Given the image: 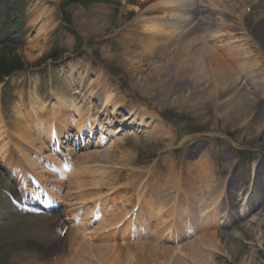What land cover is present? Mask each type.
<instances>
[{"label": "rangeland", "instance_id": "1", "mask_svg": "<svg viewBox=\"0 0 264 264\" xmlns=\"http://www.w3.org/2000/svg\"><path fill=\"white\" fill-rule=\"evenodd\" d=\"M187 1L177 8L172 0H0V60L24 65L10 77L0 75V264H23L31 254H38L41 262L58 264L78 242L87 244L85 255L92 254L93 247L118 245L109 250L117 249L122 264H145L147 254L157 264H166L160 255L166 250L161 249L172 251L169 256L177 259L182 256L180 245L200 239L206 240V253L216 264H264V198L255 200L251 180L254 161L264 162V81L247 80L248 87L243 85L249 64L264 77V0ZM212 4L209 15L196 13ZM190 8L199 25L177 41L175 21ZM243 8L246 11L238 18ZM138 17L142 19L136 21ZM158 21L163 25L159 33L146 26ZM237 37H246L245 47L253 51L246 60ZM200 54L208 64L206 74L192 67L196 59L203 62ZM219 61L225 62L229 87L212 76ZM197 77L200 83H208L210 96L205 102L197 96ZM81 79L88 82L84 100L90 96L91 105H97L88 109L89 104L81 102L85 114L81 122L102 113L103 98L112 91L111 102L124 104L118 116L112 117L109 108L105 112L118 134L103 143L98 135L88 146L70 152L72 169L61 179L54 180L56 171L42 177L38 173L57 201L51 213L70 225L66 238L55 224L52 236L44 239L39 234L45 226L41 219L8 214L12 208L6 190L17 198L21 192L16 172L2 161L1 151L7 147L14 163L18 151L32 148L34 144L23 142L13 124L17 120L23 121L22 126L26 120L33 124L32 110L40 106L47 126L53 90L73 91L68 83L81 86ZM92 91L97 102L91 100ZM81 96L76 97L81 100ZM226 100L229 107L223 108ZM237 100L241 111L234 120ZM142 104L151 111L143 118L144 125L137 123L142 120L123 119L131 107L137 112ZM2 125L9 129L7 138ZM46 135L34 137L49 144ZM46 152L54 157L47 148L41 153ZM229 181L236 185L235 196L240 187L252 196L234 200L227 189ZM98 198L102 200L97 203ZM251 199L257 206L246 215ZM83 201L89 212L97 203V223L88 226V213L79 210ZM192 203L201 215L217 204V208L226 205L221 212L232 211L237 219L220 225L212 217L201 220L199 227L185 228L178 221L188 220ZM217 208L203 218L215 216ZM77 213L75 221L72 217ZM124 218L126 225L104 231V222L114 227ZM211 246L219 250L213 252Z\"/></svg>", "mask_w": 264, "mask_h": 264}, {"label": "bare ground", "instance_id": "2", "mask_svg": "<svg viewBox=\"0 0 264 264\" xmlns=\"http://www.w3.org/2000/svg\"><path fill=\"white\" fill-rule=\"evenodd\" d=\"M172 1H173L172 3H177L175 6L177 8L179 5H184L185 2H188L187 0H178V1L172 0ZM219 5H220V3H219ZM213 6L214 5L212 4L211 7L206 6V8H204V9H201V10L198 9L196 11V13L202 12V13H207V15H209L208 14L209 8L213 10L214 9ZM191 10H192V12L195 11L193 8L192 9L190 8V9H188V14H186V16L185 15H179L177 20L175 21L176 25H177L176 28L178 30V35L173 36V37H175V40H178V38H180V36H182L181 34L185 32V29L188 27V25H190L191 22H193L195 25H197L198 22H197L196 14L191 13ZM245 11H246V8H243V10H241V13H239L238 18H242ZM175 16L176 15H173L169 19H173V18H175ZM161 18H164V17H161ZM140 19H142V17H138L136 21H140ZM167 21H169V20H167ZM146 26H149L152 29H155L157 31V33H159L158 31L163 27V25L160 24L159 21L154 22V23H150ZM195 29L196 28H192L191 30H188L184 34V36L182 37L181 41L186 39V37L190 36L191 32H193ZM235 40L240 42V46H241V50H242L241 53L244 56V60H246V57H248L250 55L249 53L250 52L253 53L252 50H249V49H247V47H245L246 37L245 38L244 37H242V38L237 37ZM203 47H204V49H206L205 46H203ZM210 51H212V50H210ZM201 54L199 55L200 59L204 57L205 53L202 55L203 57L201 56ZM200 59H199V61H200ZM205 60H206L205 57L203 59V62H201V61L197 62L198 59L194 60V61H196V63H193L192 67L193 68L195 67V69L200 67L201 68L200 72H203V70H204V73L206 74L208 64L206 65ZM249 61L250 60L248 59L246 62L249 63ZM224 63H225L224 61H219V63L215 62V64H214L215 68L213 70L212 76H214L216 78V81L219 80V81H221L222 84L224 83L223 87H226V86L229 87L227 84H229L228 82L230 81V79H229V77L226 78V76H224L227 73L226 67H225V65H223ZM249 65H250V70L246 72V78H245L246 80H244L243 85H245L247 80H249L251 83H255L257 81V79L264 81L263 76H262L263 78H261L257 74L258 72L255 73V71H254L255 65H251V64H249ZM189 66L190 65H187L188 68H189ZM163 69H165V68H163ZM196 80L198 81V83L195 84V88H196V91L198 93L197 96H201V98H203V99L205 98L204 99V102H205L207 100L208 96H210L208 83H204V84L200 83L198 80V77L196 78ZM261 81H259V82H261ZM81 82H83L82 84H80L81 86H79L78 83L77 84H74L71 82L68 83V85L71 86V89L74 87L73 91L71 90V91H66L65 93H63L58 88H55L53 90L52 94L54 95V98H53L54 103H53V110H52V119H51L50 123L48 124V126H46V125L44 126L42 123L43 120L41 119L40 114L42 113L43 109L37 108L40 106H34L35 108H33V110H32L33 116H35V124L34 125H32L27 120L24 121L25 125H23V126H22V124H23L22 120L21 121L17 120V122L13 124V128H15L17 130V132H19V137L24 138L22 140L23 142L28 141V142L34 144L32 148H28V149L21 148V149H23V151H18L17 164L20 166L19 168L21 171V174L19 176L24 177V182H28L29 179H31V181H33L35 186L38 185L39 187L44 188V189H42V191L41 190L39 191L38 188H37V190H34V189L32 190V188H31L30 190L32 192H35L36 196L41 195L40 192L45 193L44 190H46L47 188L44 185L42 186L41 181H39L38 177L35 176V174H33V171L34 170H35V172L38 171L37 173H40L41 177L44 174L46 176L47 173H49V169H47V168H49V166H48L47 162L45 163V160H43L44 161L43 162L40 158L52 159V157H50V155L47 154V152L44 154L41 153L42 150H45L46 145H45V143L44 144L41 143L39 141L38 137H34V136L35 135H42V133H43V136H44V134H47L46 136L48 138H53L52 141L59 142L61 138H63V140L66 138L64 136H68V137L70 135L72 136V133H70L71 128H77V132H79L80 134L84 133V130H86L87 128H89L90 132H92L96 128L93 122H95L97 124V119H95L92 123H88L86 125L83 123L84 121L81 122L82 119L85 117V114L83 112V105L81 104V102L82 101L87 102L89 104V105H87L88 109L91 107H94L89 102L90 96H87V100L86 99L84 100L86 94H85V92L83 93V91L86 89V85L88 84V82H84L82 79H81ZM89 93H90V91H89ZM91 93H93L92 95H94L95 92L92 91ZM112 93L113 92L110 91V93H106L104 96V100L102 102L104 106H102V109H103V107H105L104 108L105 111L108 110V107H110V106L112 107V104H111L112 100H110ZM240 93H242V92H240ZM76 95H82L84 98L79 100V99L75 98ZM35 96H37V95H35ZM228 101L229 100L225 101L223 108L229 107ZM239 101L240 100H237V103L235 104V107H234L235 109H234L233 114H232V116L235 117V118H233L234 120H238L239 118H237V116L238 117L240 116L239 112L241 111V108L238 107V104L240 106ZM115 102H116V104L111 111L112 116H115V115L118 116L119 115V109L124 107V104L121 102V100H119V101L117 100ZM133 109H134V107H131L130 111H129L130 113L128 115H125L123 117V119L125 121L130 120L132 118H133V120H140V121L142 120L141 122H137V123L139 125H141V124L144 125L145 122L143 121V118H145V115L151 113L148 106L142 104V106H140L139 110H137V112H139L138 113L139 115H137L136 109H134V110ZM23 114L24 113L20 112V115H23ZM225 115L230 116V114L227 112L225 113ZM56 122H58V124H60V125L57 126ZM113 122L114 121L111 118H109V120L107 122L98 119V124H100V126H101L100 135L102 137H104V132H106L107 135L117 136L118 131H114ZM44 124H45V122H44ZM2 129H4L3 137L9 136V134H8L9 129L7 128V126L2 125ZM65 133H67V135ZM43 136H41V137H43ZM106 139H107V136H106ZM103 140H105V138ZM26 145H27V143H26ZM22 146H25V143L22 144ZM4 148L5 149H3V151H1L2 156H3L2 160L5 161L8 164V166H11V161H10L11 158L8 156L7 149H6L7 147H4ZM30 150L32 151L33 154L30 153ZM63 155L66 158L65 160L61 159L60 157H57V158L54 157V159L52 160V163H53L52 165L59 169V175H62L64 172H66V170L68 168L71 169V165L67 164L68 160H70L67 157L68 155L65 153ZM228 156H229V154L226 155L227 158H228ZM205 165H206L205 170L207 171L206 167H207L208 163H206ZM53 166H52V168H53ZM255 168H256L257 172H256V177H255L254 183H253V192L255 194H257L256 193L257 190L260 189V193L258 194V198L260 200H262L264 198V162L263 163L261 162V164L259 166H255ZM28 177H30V178H28ZM205 177H206V175H205ZM58 179H61V178L59 176H57V179H54V180H58ZM18 180H19V178H18ZM257 182H259V184ZM256 185H257V188H255ZM235 186L236 185L233 181H231V182L229 181L227 188L229 189V191H233V189L236 188ZM45 196H48V195L46 194ZM100 200H102V198H98L97 203ZM97 203H96V205H97ZM46 204H48V202H46ZM86 205H87V202L83 201L82 207L79 210H82V211H85L86 213H88V215H89L88 218L91 219L96 214V212H95L96 210L94 209L96 205L91 208V212L88 211V207ZM217 206H218V204L215 206V208L212 207L213 210L216 209ZM255 208H256V205H253V207H251V209H250V212H252ZM218 209H219V207H218ZM37 210L38 209H35V208L30 209L28 206L27 207L22 206L21 211H20V213L18 212V214L28 216L31 220H35L38 218H40L42 220V217H43L45 226H44V229H42V231L39 232L40 238H46V237L50 238L52 236L50 229H53L55 224H58L59 227H61L60 230H63L66 227V224H63V221H61V219H59L58 217H55V215L49 214V215L43 216L41 213H36L39 211V210L38 211ZM212 211H211V209H209V211L207 213H210ZM78 216H79V213L75 214L73 216V219H76ZM97 216H99V214H97ZM92 222L93 221H89L88 226L91 225ZM103 225H104V227H103L104 231H110L111 228L114 229L113 224H108V223L104 222ZM67 232H68V228H67ZM74 232H77V230H75ZM89 233L90 232H88V234ZM70 236H74L73 233H71ZM205 241L200 239L198 242L194 241V242H189L187 244L180 245L178 247V250L181 249L179 251V253L182 254V256L179 255V257L177 259H175L173 255L169 256V254H173L172 251L167 250V249H161L159 246H156V247H158V249H161V250H166L165 253L160 254V255L163 254V256L166 258V264H216L214 260L209 259L208 254L206 253L207 249L204 246L209 247V245H206ZM86 246H87V244L84 246L83 242H78V244L75 246L74 250H72L71 252H68V254H66V253L62 254L59 263L62 260L63 262H61V264H122V260L119 256V253H117V249L115 251H114V249L109 250V248H118V245H114L112 247L104 245L102 248H101V246H98L97 248L93 247V250L91 251L92 254H90V255L84 254V252L88 251V250H86ZM84 247H85V249H84ZM211 248L213 249V252L216 251V249L219 250L216 246H211ZM175 254L177 255V252H175ZM81 257H83V258L86 257V260H84ZM39 260L40 259H39L38 254H34V255L31 254L29 257V260L25 261L23 264H49V262H41ZM144 261L146 262L145 264H157V261L153 258V256L151 254L150 255L147 254L146 260H144Z\"/></svg>", "mask_w": 264, "mask_h": 264}, {"label": "trees", "instance_id": "3", "mask_svg": "<svg viewBox=\"0 0 264 264\" xmlns=\"http://www.w3.org/2000/svg\"><path fill=\"white\" fill-rule=\"evenodd\" d=\"M8 60L7 61H1L0 60V74H9L11 71L21 69L23 67V64L21 66L19 65H14L10 64L8 65Z\"/></svg>", "mask_w": 264, "mask_h": 264}]
</instances>
